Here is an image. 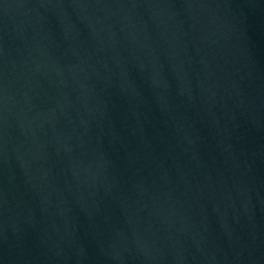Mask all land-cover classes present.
Returning a JSON list of instances; mask_svg holds the SVG:
<instances>
[{"label": "water", "instance_id": "1", "mask_svg": "<svg viewBox=\"0 0 264 264\" xmlns=\"http://www.w3.org/2000/svg\"><path fill=\"white\" fill-rule=\"evenodd\" d=\"M0 264H264V0H0Z\"/></svg>", "mask_w": 264, "mask_h": 264}]
</instances>
